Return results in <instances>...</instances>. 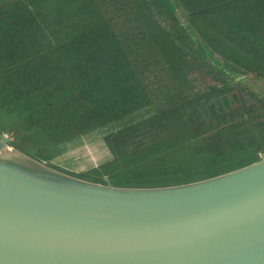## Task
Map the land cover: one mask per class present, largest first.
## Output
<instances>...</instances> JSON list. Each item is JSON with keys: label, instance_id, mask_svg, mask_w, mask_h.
Listing matches in <instances>:
<instances>
[{"label": "trees", "instance_id": "1", "mask_svg": "<svg viewBox=\"0 0 264 264\" xmlns=\"http://www.w3.org/2000/svg\"><path fill=\"white\" fill-rule=\"evenodd\" d=\"M179 1L22 2L15 10L21 18L0 19L1 25L6 22L8 26H0V105L6 104L9 114L23 116L21 127L42 132L50 144L40 149L54 156L61 153L60 143H81L84 137L101 134L115 159L90 173L98 177L106 172L111 180L116 174L127 175L161 161L164 150L191 148L211 158H256L252 152L260 143L255 141L264 144V91L258 89L253 95L248 90L241 95L240 89L264 79V27L255 16L257 11L239 14L240 20L247 19L246 26L230 23L214 32L205 25L204 16L214 9L242 10L246 0L193 15ZM24 41L31 47L35 44L29 59H19L25 51ZM195 75L211 76L218 84L205 93H194ZM250 75L256 82L251 83ZM230 80L239 87L229 86ZM205 110L222 118L213 121L222 134L231 125H248L243 133L246 137L239 139L242 149L222 156L209 147V152L203 151L193 129L177 143L158 144L135 155L116 147V141L130 146L146 135L174 133L171 127L176 123L184 125L180 130L189 127L191 119L207 121ZM23 131L18 137H32ZM243 150L250 152L240 153Z\"/></svg>", "mask_w": 264, "mask_h": 264}, {"label": "water", "instance_id": "2", "mask_svg": "<svg viewBox=\"0 0 264 264\" xmlns=\"http://www.w3.org/2000/svg\"><path fill=\"white\" fill-rule=\"evenodd\" d=\"M80 141L60 152L112 159L101 134ZM0 264H264V151L200 181L131 187L64 172L1 130Z\"/></svg>", "mask_w": 264, "mask_h": 264}, {"label": "rangeland", "instance_id": "3", "mask_svg": "<svg viewBox=\"0 0 264 264\" xmlns=\"http://www.w3.org/2000/svg\"><path fill=\"white\" fill-rule=\"evenodd\" d=\"M225 1L228 0H180L179 3L184 11L195 12L210 8L216 4ZM243 3L245 8L242 7V10L236 9V7H234V9H229L225 11H221L220 9H214L212 12L204 16L205 25L207 26V28H213L214 32L218 30L223 31V28L228 27L230 23H236L238 27L244 25L246 26L247 19H245V21L240 20L239 14L244 13L247 16L250 13L257 11L255 13V16L257 17L258 21H261V25L264 27V0H246L243 1ZM10 10H16V6L12 7V9ZM211 10L212 9L203 11V13ZM3 11L6 12L4 14H8L9 12L6 9H3ZM6 31L11 32V30ZM222 34L227 36L225 32ZM25 37L27 38V36H24V38ZM24 43L25 51L20 54L21 57L19 59H29L30 56L33 55L35 52V44H33L31 47L28 41H24ZM193 78H195L194 83H197L195 85L193 83V86H199L198 90L194 93H205L206 91H208V88L210 86L214 85L213 81L211 80V78H209V76L204 77L200 75H195L193 76ZM250 78L252 79V75L248 76V79ZM261 85H264V79H260L256 82V86L260 87ZM251 92L255 94L257 93V90L253 89L251 90ZM5 106L6 104L0 105V131L7 129L8 135L10 136V138L12 139V143L16 147L28 154L32 153L30 155L47 160L52 166L64 172L70 173L72 175L81 176L84 178L96 177L95 174L91 173L90 175H88V173L86 172L100 166L101 164H103V162H99V160L91 161L90 159H87L89 158L88 153L86 152L87 150L81 147L73 148L71 152H63L60 155L55 156L50 151H47V149H40V147L48 146V144H50L49 139L47 141L44 140L43 133L37 130V128L30 129L26 126L21 127V124L23 122V116L18 113L16 115L9 114L10 111L6 112L4 109ZM205 112L207 121H202V123H200L201 120H194L190 118L191 120L187 124L190 126L187 128L178 130V128L184 125L176 123L173 127H171L172 129L175 127L174 133H154L157 137H151L152 135H146L141 138L143 139L141 140V142H135V144L130 146L122 145L121 147H119V149L123 152L127 151L128 155H135L151 147L155 148L158 144L177 143L179 141V138L183 140L184 136H190L191 133L188 132H191V129H193L194 131L193 136L195 138H201L199 141L201 149L203 151L209 152L207 150V148L209 147L213 149L212 153H214L215 155L222 156L224 153H227V151H231L234 149H242L239 145V139H244L246 137V135L243 133L245 132L248 125H243L240 123L231 125L227 128L226 132H223L225 134H222V132L217 131L216 127H214L213 122L214 120L220 121L222 118L210 116L209 112L211 111L205 110ZM219 114L225 116V113ZM204 118L205 116H203L202 120H205ZM10 124H12V128ZM21 128H24V130L26 131H23ZM30 130H32L33 132ZM22 131L29 132L30 134H32V137H28L29 139H26V137H18L21 136V134H18ZM214 131L217 133H215ZM255 142L260 143V145L256 144V146L258 147L254 152H252L256 158H243L241 155L233 157L224 155L221 158H211L210 155L203 156L201 152H195L194 150H191V148H186L183 150L176 149L171 152H165L164 150V153L162 151V153L160 154L161 161H156L151 165H143L142 168H136L127 175L116 174V176L112 178V184L131 187H157L162 185H174L185 182L200 181L218 175L220 173L235 170L256 160L259 157L260 152L264 151V144H262L261 141ZM95 148L96 147H94V149ZM249 149L251 150L252 148ZM249 152V150H243L240 153L248 154ZM111 157L112 160L115 159L114 156ZM130 159L132 158H126L125 160ZM154 159L155 158H152L151 161H154ZM213 161L215 162V164H213ZM221 161L223 163H218Z\"/></svg>", "mask_w": 264, "mask_h": 264}, {"label": "crops", "instance_id": "4", "mask_svg": "<svg viewBox=\"0 0 264 264\" xmlns=\"http://www.w3.org/2000/svg\"><path fill=\"white\" fill-rule=\"evenodd\" d=\"M26 1H29V0H0V19L1 18H4V17H9L10 19H12V20H15L16 18H21L22 16H21V13L19 12V11H15V10H8L9 12H8V14H4V13H6V12H4L3 11V9H6V6L7 5H12L13 7H17L18 5H20L22 2H26ZM32 1H36V0H32ZM7 10V9H6ZM12 16H11V15ZM28 18H31L32 17V15L29 13L28 14ZM23 17H27V16H23ZM7 19V18H6ZM0 26H5V28L6 27H8L7 25H6V22H5V24L4 23H2V25H1V22H0ZM111 161H113L111 158H108V160L107 161H103V164H101L100 166H98V167H96V168H94V169H91V170H89L88 172L90 173V171H92V170H98L102 165L104 166V165H107V164H109ZM88 172H86V173H88ZM88 173V174H89ZM81 177V176H80ZM104 177H108L109 179H110V181L112 182V180H111V178L108 176V175H106V172H102L101 174H99L98 175V177L96 176V177H94L96 180H93V181H99V180H102ZM84 178V177H83ZM85 179H89V180H91L90 178H85Z\"/></svg>", "mask_w": 264, "mask_h": 264}, {"label": "flooded vegetation", "instance_id": "5", "mask_svg": "<svg viewBox=\"0 0 264 264\" xmlns=\"http://www.w3.org/2000/svg\"><path fill=\"white\" fill-rule=\"evenodd\" d=\"M118 139V138H117ZM122 145H124L123 144V142H119V141H116V147L118 148V147H121ZM102 172H100V174H101ZM91 173H89L88 175H90ZM97 176V175H96Z\"/></svg>", "mask_w": 264, "mask_h": 264}]
</instances>
